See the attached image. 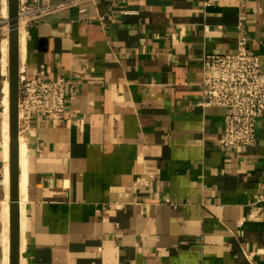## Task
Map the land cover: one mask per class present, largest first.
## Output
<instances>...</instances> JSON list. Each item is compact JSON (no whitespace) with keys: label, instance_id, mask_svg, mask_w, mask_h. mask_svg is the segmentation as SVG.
<instances>
[{"label":"crops","instance_id":"1","mask_svg":"<svg viewBox=\"0 0 264 264\" xmlns=\"http://www.w3.org/2000/svg\"><path fill=\"white\" fill-rule=\"evenodd\" d=\"M20 1L66 5L23 28L24 47L19 28V71L75 88L67 114L35 116L23 134L20 260L264 264V117L255 146L228 149L230 110L204 107L200 86L204 57L235 53L240 31L264 69V0ZM7 18L0 0V264Z\"/></svg>","mask_w":264,"mask_h":264},{"label":"built area","instance_id":"2","mask_svg":"<svg viewBox=\"0 0 264 264\" xmlns=\"http://www.w3.org/2000/svg\"><path fill=\"white\" fill-rule=\"evenodd\" d=\"M117 1L113 0V4ZM65 5H31L20 1L19 28L39 21ZM100 20L104 21V17H100ZM7 28H10L9 18L3 21V40L8 36ZM205 28L209 29L208 26ZM200 86L204 107H225L230 110L224 120V146L233 151L255 146L259 123L264 117V69L261 57L250 49L245 31L239 33L235 53L208 54L204 57ZM74 95V85L65 76L54 79L29 78L24 71H19V133H28L35 116L67 114L69 101ZM263 202L264 195L259 199V203Z\"/></svg>","mask_w":264,"mask_h":264},{"label":"water","instance_id":"3","mask_svg":"<svg viewBox=\"0 0 264 264\" xmlns=\"http://www.w3.org/2000/svg\"><path fill=\"white\" fill-rule=\"evenodd\" d=\"M19 2L9 3V83H10V264H20V208H19Z\"/></svg>","mask_w":264,"mask_h":264},{"label":"bare ground","instance_id":"4","mask_svg":"<svg viewBox=\"0 0 264 264\" xmlns=\"http://www.w3.org/2000/svg\"><path fill=\"white\" fill-rule=\"evenodd\" d=\"M10 31V30H9ZM7 34H8V28H7ZM10 37V32H9ZM9 37H5L4 39V51H5V73L8 74V66H9V57H8V45L10 47V39ZM20 41L22 43V47H24L25 43V31L23 29V26L20 27ZM4 92H5V147H6V153H7V160H6V166H5V182L7 189L9 191L10 187V142H11V136H10V83L8 80H6L5 86H4ZM19 165H20V179H19V208H20V241L21 246L20 250L21 252L24 249L25 245V238H24V216H25V204H26V189H27V148H26V141L23 133H19ZM9 206V204H8ZM11 209V206L9 207ZM8 209V213H9ZM10 226H11V212L9 215V221L8 226L6 229V239L4 241V248H5V264H10ZM20 264H24V260H20Z\"/></svg>","mask_w":264,"mask_h":264},{"label":"rangeland","instance_id":"5","mask_svg":"<svg viewBox=\"0 0 264 264\" xmlns=\"http://www.w3.org/2000/svg\"><path fill=\"white\" fill-rule=\"evenodd\" d=\"M9 30H10V28H8V34H9V32H10ZM8 37H9V35H8ZM8 50H9V49H8ZM8 75H9V74H8ZM23 134H24V133H23ZM19 136H20V134H19Z\"/></svg>","mask_w":264,"mask_h":264}]
</instances>
